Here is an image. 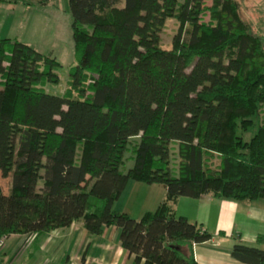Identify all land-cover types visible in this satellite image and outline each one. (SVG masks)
Wrapping results in <instances>:
<instances>
[{
    "label": "trees",
    "instance_id": "1",
    "mask_svg": "<svg viewBox=\"0 0 264 264\" xmlns=\"http://www.w3.org/2000/svg\"><path fill=\"white\" fill-rule=\"evenodd\" d=\"M68 8L78 66L62 95L45 91L59 82L54 58L0 39V239L113 226L136 264H197L193 247L213 235L177 216L179 198L264 201V39L236 0ZM170 19L178 30L164 49ZM131 182L166 191L139 220L113 210ZM231 256L264 264V250L240 239Z\"/></svg>",
    "mask_w": 264,
    "mask_h": 264
},
{
    "label": "crops",
    "instance_id": "2",
    "mask_svg": "<svg viewBox=\"0 0 264 264\" xmlns=\"http://www.w3.org/2000/svg\"><path fill=\"white\" fill-rule=\"evenodd\" d=\"M49 10L48 0L0 1V39L17 40L46 55L55 36L50 30L53 21ZM165 195L160 185L131 182L113 210L139 220L146 213L155 212ZM175 211L177 216L201 225L213 235L211 241L193 247L197 264H240L231 256L237 239L264 250V243L257 244V238L264 236L263 200L236 202L211 195L200 199L181 197ZM25 256L31 261H19ZM0 264L136 263L134 256L123 250L115 227L91 237L81 223H74L37 240L33 235L9 237Z\"/></svg>",
    "mask_w": 264,
    "mask_h": 264
},
{
    "label": "rangeland",
    "instance_id": "3",
    "mask_svg": "<svg viewBox=\"0 0 264 264\" xmlns=\"http://www.w3.org/2000/svg\"><path fill=\"white\" fill-rule=\"evenodd\" d=\"M27 1V0H26ZM239 4V13L242 20L250 27L252 34L264 39V0H236ZM206 5H212V0H206ZM50 14L52 15V25L50 30L54 31V40L49 42V49L46 55H51L59 66L56 73L59 76L58 83H48L45 91L51 94L62 95L70 87L71 70L78 66V56L75 50L72 29V17L68 8V0H48ZM203 21H209V15L205 14ZM86 31L91 32V26L83 27ZM178 30V22L175 19L167 21L166 26L161 34V44L164 49H170L172 41ZM264 119V113L262 115ZM253 132H250V136ZM129 158V154L127 157ZM133 166L132 160H126L125 169ZM2 187L8 188V184L2 181ZM8 191H5L7 193ZM6 244V241H5ZM4 247L0 248V257L3 254ZM19 261H31L27 256L20 258Z\"/></svg>",
    "mask_w": 264,
    "mask_h": 264
},
{
    "label": "built area",
    "instance_id": "4",
    "mask_svg": "<svg viewBox=\"0 0 264 264\" xmlns=\"http://www.w3.org/2000/svg\"><path fill=\"white\" fill-rule=\"evenodd\" d=\"M6 239H0V248L4 247Z\"/></svg>",
    "mask_w": 264,
    "mask_h": 264
}]
</instances>
